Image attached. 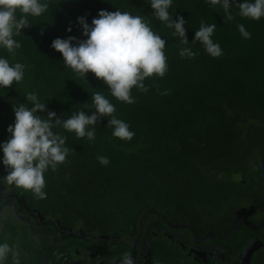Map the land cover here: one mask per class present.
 <instances>
[{"label": "trees", "instance_id": "obj_1", "mask_svg": "<svg viewBox=\"0 0 264 264\" xmlns=\"http://www.w3.org/2000/svg\"><path fill=\"white\" fill-rule=\"evenodd\" d=\"M50 3L48 12L29 17L31 25L15 37L19 49L14 53L0 49V56L25 65L20 83L0 88V143L9 138L13 107L26 103L29 92L47 104L40 115L47 117L51 111L61 119L82 110L91 114V97L101 92L115 105L114 115L128 123L135 135L131 141L114 137L113 128L107 126L111 117L98 121L94 141L54 128L67 138L70 151L65 163L45 173V198L3 180L5 191L13 190L22 198V216L34 209L46 225L19 220L6 210L4 216L0 213V243L7 242L18 253L20 264H55L70 248L84 244L74 237L61 238L60 225L78 226L92 235L113 228L118 236L136 235L142 240L144 223L156 212L147 243L157 264H179L186 257L185 241L173 236L171 226L176 225H185L186 233L194 227L201 236L209 230L213 237L204 243L220 246L213 249L214 257L221 255L231 262L253 235L247 229L228 236L221 232L233 226L241 210L253 207L255 214L260 204L264 209V18H241L233 5L234 19L225 22L220 5L173 0L169 13L173 21L185 19L190 44L185 45L174 29L155 19L150 0ZM101 10L144 15L153 31L167 41L168 71L163 78H146V93L133 88L134 104L114 98L94 74L85 79L66 67L62 54L51 47L57 38L86 39L77 18L86 17L91 25ZM201 22L217 25L212 39L220 45L221 57L212 58L203 44L193 43ZM238 24H244L251 39L241 36ZM184 47H191L195 57L182 58L179 53ZM98 156H106L109 164H100ZM4 170L5 177V166ZM84 258L96 261L88 253ZM104 259H109L107 254L99 257ZM5 264H14L11 253Z\"/></svg>", "mask_w": 264, "mask_h": 264}, {"label": "clouds", "instance_id": "obj_2", "mask_svg": "<svg viewBox=\"0 0 264 264\" xmlns=\"http://www.w3.org/2000/svg\"><path fill=\"white\" fill-rule=\"evenodd\" d=\"M212 5H220L225 13V22L234 19L232 8H238V15L259 21L264 18V0H206ZM173 0H150L153 16L169 29H174V35L181 38V43L190 45L186 37L185 19L180 16L175 21L170 16L169 9ZM50 0H0V49L14 53L21 47L15 37L20 36L23 29L31 24L29 17L39 18L49 11ZM86 39L77 41L75 37L57 38L51 47L62 54L63 63L81 77L88 73L101 80L111 95L117 100L134 104L132 89L148 92L144 81L146 78L158 76L163 78L168 71L165 46L166 40L153 31L150 20L144 15H133L128 11L117 10L109 12L101 10L91 25L86 17H78ZM216 24L201 22L199 30L194 32V42L203 44L205 51L212 58L223 55L220 45L212 39ZM244 39H251L244 24L237 25ZM68 31H71L69 29ZM182 58H194L196 53L191 47L180 50ZM25 76V65L11 63L0 56V88H10L14 83H20ZM163 94H167L166 92ZM94 111H78L67 119L57 117L55 112L48 111L47 117L40 115L47 111V104L41 102L38 95L29 92L26 103L13 107L14 123L9 125V138L0 143L2 164L7 169V175L2 178L8 185H14L43 199L46 181L45 173L55 170L65 163L69 154L66 147V137L54 128H63L69 133H75L79 138L95 140L96 125L104 117L113 128L112 135L120 140L131 141L135 135L130 125L117 118L113 105L101 92L92 97ZM31 105V106H28ZM102 165L109 164L106 156H98ZM12 254L14 264H20L18 253L13 252L7 243H0V264H5L9 254ZM112 264H137L130 252L122 253L112 260Z\"/></svg>", "mask_w": 264, "mask_h": 264}, {"label": "flooded vegetation", "instance_id": "obj_3", "mask_svg": "<svg viewBox=\"0 0 264 264\" xmlns=\"http://www.w3.org/2000/svg\"><path fill=\"white\" fill-rule=\"evenodd\" d=\"M4 171V165L2 162H0V195H6V197L0 199V213L2 212L1 215L4 216L6 210H12L11 212H14V215L19 220L28 218L36 225H39L34 220V216H37L38 218L41 217L40 215L36 214V210L33 209L30 210L29 213H25L27 217L25 215L22 216L24 214L23 208H20V204L23 205L22 198L20 196L18 197L15 194L16 192L13 190L5 191L2 180L4 177ZM10 201L12 202V205L9 204ZM156 216L157 213L155 212V216L149 218V220L144 223L145 234L142 240H139L136 235L118 236V231H115L113 228H109V230L105 231L104 233H96L95 235L90 233L86 234L84 230H80L83 233V237H90L88 240L81 239L80 237L76 236L62 237L59 233V227H57V231L60 237L63 239L74 237L84 242V244L82 243L81 245H78L79 247H75L73 249L70 248V251L67 252L77 255L79 259L78 264H112L113 259L118 258L122 253L125 252H130L133 257H135L137 264H157L155 262L154 255L151 254L150 246L147 243V237L151 229L150 225L155 224ZM240 218L242 219V222L238 224ZM42 221L44 223L39 226L46 225L47 221L45 219ZM49 223L56 226L55 221H50ZM231 224L233 225L231 228H226L223 230V232H221L224 236H228L236 231H241L242 229L249 230L253 235V237L249 239L242 247L239 254L233 257L231 262H228V259L226 257H222L221 255H216L214 257L212 252L213 249L220 250V246H214L209 242L204 243L213 237L212 234L209 233V230L204 236H201L199 231L194 227H190L189 232L186 233L185 225L171 226V229L175 231L173 236L179 241H185V244L182 247L186 253V257L184 260H181L179 264H232L235 261H237L239 264H264V256L262 254L263 250H261V244L264 243V209L261 207V204L259 210L255 214L253 207L249 210H241L235 214ZM60 227L62 226L60 225ZM108 231H110L109 234H107ZM198 239L200 241H196ZM187 240L191 241V243H188ZM252 241L255 243H251ZM92 245H94L93 248ZM104 246L107 247V250L104 248ZM87 253L89 257H96V261H86L84 257L87 255ZM104 254H107L109 259L99 261V257H103ZM62 257L63 255L57 259L55 264H57L59 261H63V259L61 260Z\"/></svg>", "mask_w": 264, "mask_h": 264}, {"label": "rangeland", "instance_id": "obj_4", "mask_svg": "<svg viewBox=\"0 0 264 264\" xmlns=\"http://www.w3.org/2000/svg\"><path fill=\"white\" fill-rule=\"evenodd\" d=\"M6 197V195L2 194L0 195V199ZM12 205V202L10 201V203ZM20 208H23V205L20 204ZM44 210V209H42ZM44 219L43 216H41L40 218H38L37 216H34V220L39 224H43L44 222L42 221ZM153 222V221H151ZM242 222V219L240 218V220L238 221V224H240ZM81 228L78 226L73 227L72 225L70 227H59V233L62 237H68V236H76V237H80L81 239H85L88 240L90 239L89 236H84L83 237V233L80 231ZM196 241H200L199 239ZM251 243H255L254 241H252ZM250 243V244H251ZM94 247V245H92V248ZM205 249V248H203ZM247 249V248H246ZM63 259V261H59L57 264H78L79 259L77 257V255L73 254V253H67L65 255H63V257L61 258V260ZM250 263V262H248ZM232 264H239L237 261L233 262Z\"/></svg>", "mask_w": 264, "mask_h": 264}]
</instances>
